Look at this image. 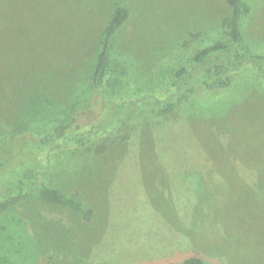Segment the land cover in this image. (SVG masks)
<instances>
[{
    "label": "rangeland",
    "instance_id": "1",
    "mask_svg": "<svg viewBox=\"0 0 264 264\" xmlns=\"http://www.w3.org/2000/svg\"><path fill=\"white\" fill-rule=\"evenodd\" d=\"M243 3L239 49L264 54V0ZM117 6L128 16L96 97L91 70ZM229 14L225 0H0V165L34 161L42 184L92 213L42 204L33 187L0 212V264H264V79L250 64L226 90L117 131L116 105L164 99L197 51L230 44ZM71 118L84 146L30 147Z\"/></svg>",
    "mask_w": 264,
    "mask_h": 264
},
{
    "label": "trees",
    "instance_id": "2",
    "mask_svg": "<svg viewBox=\"0 0 264 264\" xmlns=\"http://www.w3.org/2000/svg\"><path fill=\"white\" fill-rule=\"evenodd\" d=\"M225 2L230 9V14L222 19L221 25L230 38V44L216 42L197 51L188 68H180L176 71L173 91L164 99H139L129 102L127 107H123L122 104L116 105V108L123 109V117L117 118L118 132L136 121L172 116L183 104L193 98L199 89L205 91L226 90L233 84L232 73L238 70L244 62L250 64L264 79V54H254L239 49L242 40V22L249 13L248 7L243 3V0H225ZM127 16L126 8L115 7L103 29L100 48L90 75V86L96 97H100L103 92L112 53L113 36ZM107 103L109 104V114L113 110V106L110 101ZM131 107L135 109L133 110ZM76 121V118H71L66 123L55 125L38 138H34L33 142L29 141L32 144L30 147L36 151L59 140H71L79 146H84V139L78 134H73V131L80 128ZM103 150V146L97 148L98 153ZM12 158L0 165V212L6 204L17 202L27 191L37 187V197L42 204H64L79 210L85 221L90 220L91 209L86 208L77 200L75 194L65 196L58 189L39 181L34 161L19 160L21 157H15V155ZM176 264L204 263L198 256H188Z\"/></svg>",
    "mask_w": 264,
    "mask_h": 264
}]
</instances>
